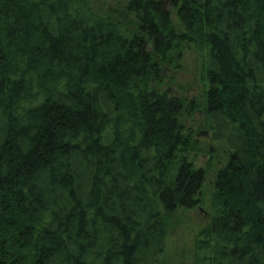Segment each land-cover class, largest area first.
<instances>
[{
    "label": "trees",
    "instance_id": "1",
    "mask_svg": "<svg viewBox=\"0 0 264 264\" xmlns=\"http://www.w3.org/2000/svg\"><path fill=\"white\" fill-rule=\"evenodd\" d=\"M199 110L228 150L188 264H264V0H0V264H175Z\"/></svg>",
    "mask_w": 264,
    "mask_h": 264
},
{
    "label": "rangeland",
    "instance_id": "2",
    "mask_svg": "<svg viewBox=\"0 0 264 264\" xmlns=\"http://www.w3.org/2000/svg\"><path fill=\"white\" fill-rule=\"evenodd\" d=\"M170 94H182L188 99L196 97L201 99L203 84L200 75L199 57L193 49H187L183 53L182 71L177 74L175 84H172ZM168 86V87H171ZM167 88V86H166ZM203 117L201 110L194 114V117L185 121L186 126H191L194 135H198L203 150L190 155L194 164L206 169V184L203 188V203L195 208L180 209L177 212V223L170 228V237L168 239L167 252L172 263L188 264L193 236L209 220L208 213L211 207L209 204V195L213 189L214 170L219 167L226 158L227 148L218 140L212 139V132L207 135L199 134L203 129L200 120ZM207 148L209 151H207ZM208 165L211 166L208 168ZM184 257V258H183Z\"/></svg>",
    "mask_w": 264,
    "mask_h": 264
}]
</instances>
